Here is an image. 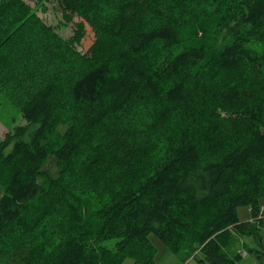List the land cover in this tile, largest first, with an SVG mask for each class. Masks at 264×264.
Listing matches in <instances>:
<instances>
[{
	"label": "trees",
	"instance_id": "1",
	"mask_svg": "<svg viewBox=\"0 0 264 264\" xmlns=\"http://www.w3.org/2000/svg\"><path fill=\"white\" fill-rule=\"evenodd\" d=\"M0 90V264H264V0H0Z\"/></svg>",
	"mask_w": 264,
	"mask_h": 264
},
{
	"label": "rangeland",
	"instance_id": "2",
	"mask_svg": "<svg viewBox=\"0 0 264 264\" xmlns=\"http://www.w3.org/2000/svg\"><path fill=\"white\" fill-rule=\"evenodd\" d=\"M32 6H35L38 0H27ZM47 9H39V15L48 23L52 25H56L58 28V32L64 38H69L73 35L75 29V23L78 21V18L75 17L72 22H67L63 15L62 11L50 2H46ZM87 24V23H86ZM92 28L87 24L86 26V34L82 39L81 43L78 45V48L82 52H86L89 50L90 46L93 44L95 37ZM26 121L19 109V104L15 101H12L4 92L0 90V140L4 137L5 133L9 130H12L15 126L24 124ZM61 131H65L67 126H61ZM46 171L50 173L52 176L58 175V168L56 165V161L54 157H49L47 163L45 165ZM96 188V186L94 187ZM3 190L0 185V196ZM87 194V193H86ZM81 195L87 198L90 201H94L97 197L95 193ZM95 197V198H93ZM262 210L264 212V196L261 198ZM237 212L239 217L242 220H246L250 218V209L248 206L241 205L237 208ZM251 219V218H250ZM264 224V223H263ZM264 231V230H263ZM151 238L156 247L155 261L156 264H203L199 258L189 257L188 251L182 252H174L167 245H165L161 240H159L154 234H151ZM117 239H110L104 241L103 244L114 247ZM243 243H247L251 246H255L258 249H263L261 245H259L255 240L251 238H243L239 235L233 240L231 244V251L241 252L243 256L242 263L243 264H259L256 256L251 254H246L244 251ZM131 260L127 259L125 264H130Z\"/></svg>",
	"mask_w": 264,
	"mask_h": 264
}]
</instances>
